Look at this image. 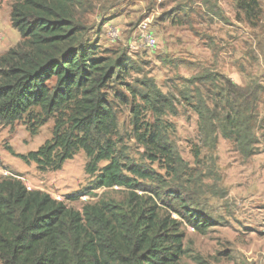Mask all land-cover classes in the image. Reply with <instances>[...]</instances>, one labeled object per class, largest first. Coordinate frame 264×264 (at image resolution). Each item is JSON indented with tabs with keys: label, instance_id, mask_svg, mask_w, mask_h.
I'll return each mask as SVG.
<instances>
[{
	"label": "trees",
	"instance_id": "1",
	"mask_svg": "<svg viewBox=\"0 0 264 264\" xmlns=\"http://www.w3.org/2000/svg\"><path fill=\"white\" fill-rule=\"evenodd\" d=\"M21 41L0 56V124L24 120L31 135L54 120L52 137L15 154L40 172L60 170L81 150L86 190L125 188L121 201L71 207L17 177L0 178V260L3 264H181L188 253L183 225L200 234L214 224L202 211L214 169L179 154L172 136L180 107L199 118L203 145L219 136L244 158L259 153L258 107L263 86H240L204 67L163 91L144 61L126 50L84 40L86 0H11ZM247 22L260 19L258 0H237ZM129 112L128 134L120 111ZM127 137L142 149L130 155Z\"/></svg>",
	"mask_w": 264,
	"mask_h": 264
},
{
	"label": "rangeland",
	"instance_id": "2",
	"mask_svg": "<svg viewBox=\"0 0 264 264\" xmlns=\"http://www.w3.org/2000/svg\"><path fill=\"white\" fill-rule=\"evenodd\" d=\"M262 16L247 22L237 0H86L80 10L88 26L84 40L99 41L103 49L126 50L144 61L146 70L163 91L180 77H190L208 67L229 77L235 84L255 83L264 87V0ZM12 1L0 0V56L21 41L11 21ZM147 20L158 41L150 48L136 43L138 26ZM111 32H117L112 38ZM262 75V79H261ZM264 118V88L258 107ZM172 139L179 154L194 166L193 150H201V167L214 169L206 179L214 192L206 193L201 208L214 224L200 234L184 224L188 253L181 264H264V122L257 136L259 153L244 158L233 143L219 136L217 145H203L198 115L180 107ZM121 130L128 134L129 112L120 111ZM54 120L31 135L24 120L0 124V178L4 171L19 175L25 185L41 190L71 207L82 210L86 203L102 199L121 201L125 188L86 190L87 157L83 150L57 171L40 172L34 163L26 164L15 154L36 150L52 137ZM130 155L140 159L142 149L127 137ZM0 264H3L0 260Z\"/></svg>",
	"mask_w": 264,
	"mask_h": 264
},
{
	"label": "built area",
	"instance_id": "3",
	"mask_svg": "<svg viewBox=\"0 0 264 264\" xmlns=\"http://www.w3.org/2000/svg\"><path fill=\"white\" fill-rule=\"evenodd\" d=\"M112 38L116 37L118 34L117 32H111L110 34ZM136 43H139L141 46H147L150 48H156L158 47V41L156 36L154 35L153 31L150 28V22L147 20H143L140 22L138 26V35H136ZM264 72V71H263ZM264 77V74H263ZM5 174H10L9 172H5ZM22 180H24L22 177H20ZM28 189H31L29 186H27Z\"/></svg>",
	"mask_w": 264,
	"mask_h": 264
},
{
	"label": "clouds",
	"instance_id": "4",
	"mask_svg": "<svg viewBox=\"0 0 264 264\" xmlns=\"http://www.w3.org/2000/svg\"><path fill=\"white\" fill-rule=\"evenodd\" d=\"M5 172H9V171H4V173ZM10 174H7V176H11V177H17V178H19V179H21L20 178V176L19 175H15V174H13L12 172H9ZM6 175V174H5ZM27 186V185H26ZM28 188V187H27ZM29 190H31V189H29Z\"/></svg>",
	"mask_w": 264,
	"mask_h": 264
},
{
	"label": "crops",
	"instance_id": "5",
	"mask_svg": "<svg viewBox=\"0 0 264 264\" xmlns=\"http://www.w3.org/2000/svg\"><path fill=\"white\" fill-rule=\"evenodd\" d=\"M262 7V6H261ZM263 69V71H264V63L262 64V68H261V70ZM261 79H262V75H261Z\"/></svg>",
	"mask_w": 264,
	"mask_h": 264
}]
</instances>
